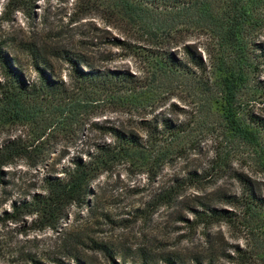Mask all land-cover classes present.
I'll use <instances>...</instances> for the list:
<instances>
[{"label": "rangeland", "instance_id": "rangeland-1", "mask_svg": "<svg viewBox=\"0 0 264 264\" xmlns=\"http://www.w3.org/2000/svg\"><path fill=\"white\" fill-rule=\"evenodd\" d=\"M203 1L215 14L226 3ZM7 2L0 0V50L16 60L28 81L36 77L28 52L35 48L68 84L69 64L54 55L64 50L94 67L136 75L145 93L136 102L118 101L126 94L116 88L76 93L83 102L62 125L52 111L57 102L44 100L35 119L0 128V148L13 140L37 143L46 128L41 152L24 153L2 167V218L13 203L42 191L45 176L60 175L73 158L87 159L97 144L113 143L91 123L133 132L142 143L95 178L87 204L70 206L55 229L34 228L31 215L0 220V264H77L74 257L86 264H167V257L175 264H195V257L202 264H264V209L232 205L226 198L242 194L239 174L264 197V132L256 146L234 137L215 102L225 63L240 72L241 118L250 124L264 119V62L256 57L258 45L264 47V0L252 7V19L232 43L190 23L186 8L154 7L145 28L119 13V0H32L25 11H11ZM151 41L168 43L179 60L186 59L183 46L190 45L205 72L189 64L190 72L155 73ZM154 116L179 129L148 136L142 122ZM177 185L174 199L162 195ZM207 206L232 212V220L200 222L197 212Z\"/></svg>", "mask_w": 264, "mask_h": 264}, {"label": "trees", "instance_id": "trees-1", "mask_svg": "<svg viewBox=\"0 0 264 264\" xmlns=\"http://www.w3.org/2000/svg\"><path fill=\"white\" fill-rule=\"evenodd\" d=\"M260 2L262 0H226L223 9L220 12L217 11L216 14L209 10L203 0H119L116 7L120 10V14L128 15L133 22H140L145 28V20L152 15L154 7L161 6L171 11L173 9L181 11L186 8L192 15L190 23L201 24L208 30H212L221 41L232 43L243 34L254 15L252 7L257 6ZM30 3L32 0H8L6 6H9L11 11H25L32 7ZM192 5L196 7L193 11H191V8L194 7ZM151 34L155 35V32L153 31ZM167 44L151 41L152 55L150 60L155 73L190 72V65L192 68L198 69L197 72L199 73L205 72V63L199 54L191 49L190 45L183 46L186 59L179 60L170 48L166 47ZM258 47L260 51L256 53V57L263 58L262 61L264 62V47L261 44ZM28 52L33 59V66L36 71V77L32 81L26 79L24 71L13 57L0 50V73L2 75L0 82V128L9 124L27 123L31 118L35 119L41 110L39 105L44 100L57 102L52 111L58 113L60 116L58 122L62 125L64 119H71L76 104L83 102L75 97L76 93L90 92L96 88H116L126 94L123 97H118V101L130 102H136L145 93V87L140 84V79L128 71L100 69L83 59L70 55L67 51H55V56L69 64L70 82L67 84L66 81L55 77L48 59L40 55L37 49L29 48ZM218 77L219 98L215 102L218 104L226 127L234 137L254 146L259 145L260 132H264V119H253V124H250L239 115L236 88L240 72L231 65L224 63ZM142 123H144L142 128L146 134L148 131V136L179 129V125L171 123L168 118L157 119V116ZM91 125L101 129L102 133L111 136L113 143L111 145L97 144L93 152L87 153V159L73 158L68 165L60 169V175L45 176L42 191L32 194L27 200L13 203L12 211L10 213L5 212L0 220L17 219L21 215H31L34 228L55 229L60 220L66 216L70 206L87 204L86 198L91 193L90 185L95 178L111 170V164L118 159L130 156L129 151L132 148L142 146L141 137L133 132L118 127H104L96 123H91ZM44 130L46 128H42V131L38 133L37 143L22 146L13 140L6 142L1 147L0 174L2 167L12 164L17 157L24 155V153L31 151L38 154L41 152ZM261 152L264 155V148ZM37 164L35 162L32 166H37ZM239 177L243 184L242 194L238 197H226L230 199L228 202L240 207L246 206V209H264V197L257 192L248 178L242 174H239ZM178 187V185L176 189L170 187L162 195L174 199L180 194ZM197 213L200 222L220 219L231 221V217H233L232 212L218 210L210 206ZM108 257L113 258L111 255ZM74 258L77 260V264H86L77 257ZM194 260L195 264H202L199 258L195 257ZM166 263L175 264L176 261L174 258L167 257Z\"/></svg>", "mask_w": 264, "mask_h": 264}]
</instances>
